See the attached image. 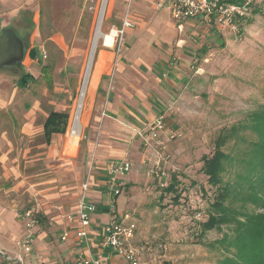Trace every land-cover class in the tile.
<instances>
[{"label":"rangeland","instance_id":"374dc122","mask_svg":"<svg viewBox=\"0 0 264 264\" xmlns=\"http://www.w3.org/2000/svg\"><path fill=\"white\" fill-rule=\"evenodd\" d=\"M124 3L108 0L104 15L97 19L100 0H0L1 28L23 26L22 20L27 18L29 22L33 13L38 23L35 33L22 39L26 53L21 63L9 71H0V197L9 200L6 191L21 186L10 197L20 198L17 212L21 207L37 210V204L46 198L51 200V195L70 197L87 177L86 148L94 137L90 135L92 119L84 118L83 125L82 116L91 74L99 65V70L112 74L117 59L128 52L120 50L121 45L119 49H107L98 38L80 102L81 91L97 28L100 34L111 36V28L121 27L124 19L131 24L130 14L123 10ZM159 12L169 19L166 10ZM137 17L132 20L135 25L140 20L142 25L151 23L146 14ZM131 27L132 24L127 29ZM180 34L184 38L187 35V42L196 46V59L188 66V83L168 104L164 119L169 131L159 137L161 144H151L156 165L144 158V165L151 163L140 173L144 180L138 189L120 193L115 200L116 211L131 214L136 225V245L147 244L150 248L140 264H241L236 240L242 235L236 223L229 221L203 230L208 214H212L211 205L221 191L208 183L201 168L202 158L213 154L218 135L232 126L238 128V138L231 136L220 148L229 158L221 173V186L227 187L228 193L216 202L236 212L241 222L244 216L264 214V195L254 188L248 191V185L243 183L237 185L238 174L245 173L244 164H230V158L245 162L250 145L259 139L249 126L252 115L264 110V0H259L234 30L218 33L201 24L195 34H184L183 30ZM53 36L60 38V44L48 40ZM38 47L45 50L46 58L30 62L29 51ZM149 48L161 50L153 44ZM104 50L111 55L102 57L100 51ZM23 74L31 76L24 88L18 86ZM78 95L76 117L82 137L66 136L67 149L60 156L63 159L49 157L36 129L51 110L68 113L71 118ZM31 109L36 119L24 141L20 132L31 118ZM66 168L73 170L71 176L65 175ZM35 173L38 176H33ZM172 177H176V192L180 194L177 202L175 193L163 191ZM248 194L260 199L259 203H252ZM218 213L214 210L213 215L217 217Z\"/></svg>","mask_w":264,"mask_h":264},{"label":"crops","instance_id":"0c3cea01","mask_svg":"<svg viewBox=\"0 0 264 264\" xmlns=\"http://www.w3.org/2000/svg\"><path fill=\"white\" fill-rule=\"evenodd\" d=\"M121 1H125L123 10L126 9L130 14L129 21L132 24V27L125 31V37L120 47V50L122 48L128 54L117 59L112 74L99 70L100 65L91 74L85 99V112L82 116V124L84 118L92 119L90 125L92 134L90 135L92 138L94 137L86 148L88 159H90H87L86 163L88 168L86 180H82L76 188V193H72L70 197L55 198L51 195V200L46 198L45 202L37 204L36 224L31 229L34 234L31 254L21 252L16 245L26 235L28 220L16 218L20 198L14 197L13 200L10 197L13 196L12 193L19 192L21 186L17 185L8 189L6 197H9V200L0 197V252L4 254H0V264H18L19 259L22 264L72 263L80 254L100 252L98 241L104 226L112 219L107 196L109 191L107 164L122 161L131 164V171L126 175L119 176L122 191L126 189L130 192L134 191V188L138 189L140 182L144 180L140 173L144 172L147 166L151 164L148 161L144 165V158L153 160L152 163L154 162L156 165L151 150V144L154 142H150L148 146L144 145L139 134L144 133L147 126L158 116L163 115L165 117L168 104L175 100L181 88L186 87L190 76L188 66L190 61L196 59L197 53L196 46L193 48L187 42L189 37L187 35L185 38L181 37L180 33L183 30L184 34H195L199 26L204 23L197 19L185 20L179 29L178 24L171 20L167 10L169 19L160 15L159 11L164 8L155 7V2L163 3L164 0ZM141 14L148 15L151 23L142 25L140 20L135 25L132 20H136L137 16ZM29 16V22L26 21V18L21 22L23 26L14 27L22 39L25 36L28 37L32 31L35 33L38 27V23L34 22V13ZM48 40L53 41L55 45L61 42L60 38L54 36ZM30 43L32 44V41ZM152 44L161 50L152 51L149 48V45ZM100 55L106 57L111 53L104 50L100 51ZM101 56L99 58H102ZM28 59L33 62L29 57ZM0 71H9V69H1ZM32 111V109L28 110L29 116ZM52 111L60 112L56 110L50 112ZM48 114L41 120L38 130L36 129L42 138L43 123ZM70 116L68 114L66 129ZM35 119L32 114L27 123L25 122L23 125L20 132L22 140L26 141L28 134L31 133L28 128L32 127ZM87 126L88 124H86ZM86 127L83 128L84 131ZM66 129L63 134L52 135L49 143H46L43 138V144L47 146L49 157L58 156L60 160L63 159L60 156L67 149ZM167 131L169 130L164 129L160 136L165 137ZM143 147L146 148L144 152ZM68 163L66 162V165ZM65 170L67 171L65 175L70 174L71 176L73 174V170L68 168ZM59 172L57 170V173ZM33 176H38V174L35 173ZM159 178L160 181L163 176ZM86 181L88 183L87 197L94 203L95 211L90 215V226L87 228V245H80L75 237V232L78 230L77 219L67 223L61 216L75 213L81 188ZM133 207L134 204H132ZM21 208L18 211L32 209ZM125 214L134 221L129 212H117V219L121 220ZM63 231H68L70 234L64 243L58 240ZM105 254L108 255L106 264H125L121 258L114 254Z\"/></svg>","mask_w":264,"mask_h":264},{"label":"built area","instance_id":"2783aa9c","mask_svg":"<svg viewBox=\"0 0 264 264\" xmlns=\"http://www.w3.org/2000/svg\"><path fill=\"white\" fill-rule=\"evenodd\" d=\"M108 0H100L99 9L97 12V19L101 14L104 15ZM259 0H164L155 2L156 8H164L167 10L172 21L178 24L180 29L181 24L185 20H200L207 26L214 28L218 33L234 30L239 27L249 16L252 9L257 5ZM96 19V20H97ZM130 25L127 18L122 21L121 27L115 29L114 42L111 47L102 46L110 49H119L123 42V35L125 30ZM46 58V52L42 47L36 51L35 59L43 60ZM77 105L74 107L72 117L67 125L66 135L73 139H81L82 127L79 125V119L76 117L78 111ZM81 114V113H80ZM165 129V122L163 116H158L151 124H149L144 131L139 135L142 137L144 145L148 146L150 142L161 144L159 141L160 134ZM172 139V134L169 135ZM107 178L109 191L107 193L109 199V210L112 219L104 226L103 233L98 241L100 252L92 254H80L72 263L63 262L62 264H106L108 261V254H114L121 258L125 264H140L142 257L150 248L147 244L136 245L134 239L136 234L135 222L125 214L121 220L117 219V211L115 207V200L122 192L121 182L119 176L128 174L131 171V164L126 161L110 162L107 164ZM88 183L87 181L81 188V194L78 199L75 213L62 215L67 223H71L75 218L78 221V230L75 232V237L80 245H87L88 233L87 228L90 226V215L95 211L94 203L87 197ZM37 210L29 209L25 211H18L16 218L18 220L27 219L26 235L17 242V247L21 252L27 254L32 253V241L34 234L31 231L36 224ZM68 231H63L59 235L61 242H66L69 236ZM107 251V252H106ZM0 254L4 255L2 252ZM18 264H22L19 259Z\"/></svg>","mask_w":264,"mask_h":264},{"label":"trees","instance_id":"16d2710c","mask_svg":"<svg viewBox=\"0 0 264 264\" xmlns=\"http://www.w3.org/2000/svg\"><path fill=\"white\" fill-rule=\"evenodd\" d=\"M29 74L23 75L18 80V86L24 88L30 80ZM68 120L67 113L50 112L43 123V138L46 143H49L50 138L54 134H63L66 129ZM249 128L254 131L259 139L257 143L250 145L251 150L247 156V160H233L230 158V164H244L245 173H239L237 176V185L240 183L248 185L247 190L251 191L253 188L264 195V110L252 115L251 125ZM238 128L232 126L228 132H222L218 135L214 142V152L210 157L202 158L201 171L207 177L208 183L215 187L217 186L218 198H224L228 193V188L221 186V173L224 170V164L229 160L228 156L220 150V148L227 143L231 136L237 137ZM176 177H172V182L163 191L165 193H175L174 201L179 200L180 194L176 192L177 188ZM231 185V184H230ZM252 188V189H251ZM230 189H234L230 186ZM248 199L252 203H259L260 199H252L248 194ZM212 203V214H208L206 222L202 225L203 230H209L214 227H219L221 223L229 221L237 224V232L242 235L239 241L236 240V246L241 255V264H264V214H255L251 216H244V221L241 222L236 215V212L223 208L220 206L222 202ZM219 212V216H214L213 212ZM218 213V214H219Z\"/></svg>","mask_w":264,"mask_h":264},{"label":"water","instance_id":"95a60500","mask_svg":"<svg viewBox=\"0 0 264 264\" xmlns=\"http://www.w3.org/2000/svg\"><path fill=\"white\" fill-rule=\"evenodd\" d=\"M26 53L24 41L14 27H0V70L11 69L20 64ZM36 50L29 51V58L35 59Z\"/></svg>","mask_w":264,"mask_h":264},{"label":"bare ground","instance_id":"6f19581e","mask_svg":"<svg viewBox=\"0 0 264 264\" xmlns=\"http://www.w3.org/2000/svg\"><path fill=\"white\" fill-rule=\"evenodd\" d=\"M98 28L96 30V34H95V37H94V40H93V44H92V47H91V52H90L88 66H87V71H86V75H85V79H84L83 88H82V91H81L82 94H81L80 102L82 101V97L84 95L85 83H86L87 75H88V73L90 71V68H91V64H92V60H93V56H94L96 42H97L98 38L101 37V34L99 33V29ZM114 36H115V31L114 30H112L111 36L110 35H102L101 38L104 41V46L111 47L112 44H113V42H114ZM77 116H78V113H77Z\"/></svg>","mask_w":264,"mask_h":264}]
</instances>
